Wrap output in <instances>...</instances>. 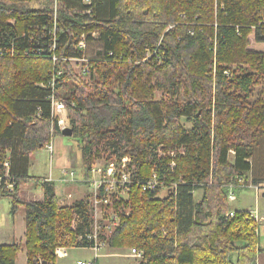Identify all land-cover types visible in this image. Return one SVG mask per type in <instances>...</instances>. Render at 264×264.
I'll return each mask as SVG.
<instances>
[{
  "label": "trees",
  "instance_id": "1",
  "mask_svg": "<svg viewBox=\"0 0 264 264\" xmlns=\"http://www.w3.org/2000/svg\"><path fill=\"white\" fill-rule=\"evenodd\" d=\"M91 2L0 0V177L13 179L0 198L13 214L26 210L28 264H56L59 246L94 244L88 200L62 206L52 183L29 176L31 157L62 136L53 95L66 104L87 178L100 146L113 162L130 159L131 213L105 238L109 247L136 249L146 264H256L258 222L227 214L237 178L264 182V88L253 101L264 87V0ZM83 34L87 47L100 43L96 59L79 48ZM82 58L88 82L68 67ZM157 91L169 100L157 101ZM154 175L173 188L168 199L157 198L161 187L143 190ZM31 181L44 201L21 198ZM19 251L0 245V264H16Z\"/></svg>",
  "mask_w": 264,
  "mask_h": 264
},
{
  "label": "rangeland",
  "instance_id": "2",
  "mask_svg": "<svg viewBox=\"0 0 264 264\" xmlns=\"http://www.w3.org/2000/svg\"><path fill=\"white\" fill-rule=\"evenodd\" d=\"M48 3L46 2H34L32 3L29 7H33V8H43L44 5H46ZM52 8L56 9V4H52L51 6ZM174 26H170L168 30L172 29ZM55 34V33H54ZM87 35L88 34H83L80 39L81 40H87ZM95 39H98V35L99 33L97 31H94L91 34ZM81 42V41H80ZM101 45L99 42H94L91 43L88 47H87V56L91 59H96L97 56H99V52H101ZM151 57H154V53L149 51V53H147V59H150ZM99 58V57H98ZM55 66H58V59L55 61L53 59ZM68 67L69 70L75 74L77 77H79L82 81L84 82H88L89 76H87L86 74H84V71L88 70V67H90L88 65V62L86 60V62H79L76 60H70L68 61ZM60 68V67H59ZM57 69V68H56ZM68 84H70L69 89L67 90V92L64 93V95L66 96L67 93H70V91H73V88L75 87V85L72 84V82H69ZM263 86H260L258 88H256L255 91V95H254V100L256 101L259 97L262 96L263 94ZM75 89V88H74ZM60 97L63 99V94H60ZM156 100L160 101V100H169V98L167 97V95L163 92L157 91L155 94ZM65 118L64 122L65 125L69 128H72V123L70 122V119L68 117V111H66L63 115L59 116L58 118ZM184 126L186 127V129H191V125L188 124V122L184 121L183 122ZM74 128V127H73ZM59 141H64V145H59ZM53 146H54V162L51 164L50 163V154L46 151V148H43L41 150H39L37 153H35L32 156V160H31V166L29 169V176L33 177V178H44V177H48L50 175V172L53 171V176L55 179H58L59 177H62V173L61 170H57L54 169L57 166V162L56 160V156L60 155L61 158L68 162L69 156L71 157H76V159L78 160V166L75 169V181H83L84 180V176H85V185H87L88 187V192L85 195V197H81L83 198V200H88V202L91 199V186H90V180L92 179L93 176H97L98 174H93V169H97V168H101V169H107L112 163H116L118 162L116 160V162H113L110 158H109V153L106 152V150L104 149V147L100 146L96 149L99 150L100 155L99 157L96 159L94 165L92 166L91 169V177L87 178L86 176V167L82 165L81 162V153H80V148H79V141L76 137H70V138H66V137H62V136H56L52 141ZM68 145H70L68 147ZM72 152V153H71ZM71 153V154H70ZM161 155L162 156H166V154L161 151ZM169 155H174L173 153H170ZM50 168H53L50 170ZM67 168V167H65ZM64 168V169H65ZM69 168V167H68ZM115 169H117L118 171L122 172L125 171V169H123L122 165H119V163L116 165ZM77 184V183H76ZM84 186V184H83ZM249 188H244L243 190H237L235 192L236 197L238 195V197H240L241 194L248 192V195L253 197L255 195L254 190L256 189L255 187H257L255 184H250ZM171 188L172 187H168L167 188H162L161 192L158 194L157 198L158 199H168V197L171 196ZM168 190V191H167ZM235 190V189H234ZM256 191V190H255ZM61 192V191H60ZM230 194V193H228ZM42 195V190L40 186H37L35 184V182L31 181L29 183H23L21 186V193L20 196L22 199L25 200H34L39 198V196ZM203 195V191L202 190H198L195 193V199L197 202H200L201 198ZM79 198V199H81ZM238 199V198H237ZM95 199L94 197L92 198V205H93V211H94V218L97 219V225L99 224V236L101 238V244H102V250L101 252H99V257H97V259L99 260V264H146V262L144 261V254L142 257H139L138 254H135L134 252H132V249H128V248H112L109 247L106 244V240L105 238L107 237V239L109 240L115 233L116 229L120 226L121 224V220L122 217L124 216H128L130 215V206L127 207V203L131 202V196L130 194L125 191V192H120L119 194L115 195L112 198L111 204L107 209H100V206L98 207V214H95V203H94ZM229 203V212L228 214L231 213V211L233 213H236L237 211L235 210L236 208H240V206L238 205V201H231L228 200ZM72 206V205H71ZM13 210V203L11 201L10 198H1L0 199V213H7L9 216L11 215L10 212H12ZM101 212L103 214H101ZM24 214H26V210L24 207H20L19 212H18V217H22L24 216ZM227 214V215H228ZM102 215V216H101ZM235 216V214H234ZM232 216V217H234ZM252 216V215H251ZM116 218V220H113V218ZM253 217V216H252ZM76 222L77 220H74V222L72 223V229H74L76 227ZM79 241V240H78ZM66 248L68 249V258L66 261L69 262V264H78V262H82L83 264H94L95 262H97V259L95 260L94 263H92V260H94L96 258V252L95 250H93L92 248H72V247H66V246H59L57 247L56 250V257L58 258V252L60 253V251ZM140 252V251H138ZM22 255V254H21ZM24 255V254H23ZM39 256V255H38ZM20 261L23 262V257L20 256ZM41 264H44L43 262H41Z\"/></svg>",
  "mask_w": 264,
  "mask_h": 264
},
{
  "label": "crops",
  "instance_id": "3",
  "mask_svg": "<svg viewBox=\"0 0 264 264\" xmlns=\"http://www.w3.org/2000/svg\"><path fill=\"white\" fill-rule=\"evenodd\" d=\"M60 145H64V141H59L58 146ZM69 146L70 145H68V147ZM47 152L50 154V159H51L50 163L52 164L54 162L53 157H54L55 151L53 153H50L49 151ZM80 153H81V162H82V165L84 166L81 150H80ZM69 159L70 160L66 162L61 158L60 155L56 156L55 161L57 162V166L54 169L61 170L62 177L55 179L53 176V171H51L48 177L40 178V179H43L44 182H49L53 184L55 194L60 201V205L62 206H71L79 201H82L88 192V187L87 185H85V181H86L85 176H84L83 181H77V180L75 181L74 179L75 169L78 166V160L76 159V157H71V156H69ZM31 160H32V157H31ZM31 160H30V166H31ZM51 169L53 168H50V170ZM249 184H252L251 180L248 181V185ZM262 185L264 186V182ZM41 190H42V195L39 196V198L34 199V200H28V201H37V202L44 201L45 195H44V190L42 187H41ZM237 190H243V189H235L233 193L235 194ZM254 192H255V195L253 197L249 196L248 192L241 194L240 197H238V195L236 197V194H235V197H236L235 201H238V205L240 206V208H236L235 210L242 211V212H248L255 219L259 220V223H258L259 226H258L257 233H258L260 242H259V254H258L256 264H264V194L262 192L260 193L256 192L255 190ZM20 193H21V189H20ZM19 209L17 210L16 214H13L12 212H10L11 213L10 216L7 213H0V245L16 244L20 246V251L17 256L16 264H28L27 249L25 248L26 214H24V216H22L21 218L18 217ZM20 256L23 257V262L20 261ZM97 257H99V255H96V258L92 260V263L95 262ZM67 258L68 257L62 258L59 256L56 260V264H69V262L66 261ZM94 264H99V260L97 259V262H95Z\"/></svg>",
  "mask_w": 264,
  "mask_h": 264
},
{
  "label": "built area",
  "instance_id": "4",
  "mask_svg": "<svg viewBox=\"0 0 264 264\" xmlns=\"http://www.w3.org/2000/svg\"><path fill=\"white\" fill-rule=\"evenodd\" d=\"M85 3L88 6H91V0H84ZM54 46H56V41L54 42ZM86 40H83L79 43V48L81 50H86ZM53 59L56 61L58 58L56 56L53 57ZM70 60H76V61H83L86 62V58H82V59H69ZM59 61V59H58ZM88 62V60H87ZM57 75L60 76L62 75L63 71L62 70H58L56 69ZM84 74H89V71H84ZM50 101L52 103V109H53V118L58 119V124H59V128L61 131L65 130L66 128H69L65 125L64 122V117L63 118H58L59 116L63 115L67 109H66V104L64 101L57 99V96L53 95L50 98ZM46 150L49 151L50 153L54 152V147L52 142L48 145H46ZM130 162V159L126 158L123 159V161L120 163L119 165H122L123 169H125V171H118L117 169H115L116 165L118 164L116 163H112L107 169H101V168H97V169H93V174H98V177L93 176L92 179L90 180V186H91V199L89 201L90 207H91V215H92V219H93V232L88 234L86 236V238L91 242L94 243L92 245V249L95 250L96 255L99 254V252H101L102 250V244H101V238L99 236V224L97 225V219L94 218V211H93V205H92V198L94 197L95 201V214H98V207L100 206V209H107L112 201V198L119 194L120 192H129L130 190V185L132 183V176L133 174L128 170V163ZM5 167L7 168L6 170H8L9 166L8 163L5 164ZM6 180V182L8 183V187L10 189L13 188V185L10 184L11 181L13 180L9 173H7L5 175V177H0V185H2V181ZM236 183L229 185V200L231 201H235L236 197L235 194L233 193L234 189L237 186H245V188H249L250 186H248L246 184V181L243 178H237L236 179ZM143 184V183H142ZM167 188V186L163 183L160 184L157 180V176L154 175L153 178L149 181H147L146 183L143 184V190L145 191H156L159 188ZM256 192H262L264 194V187H255ZM168 191V190H167ZM173 192V188H171V193ZM170 193V194H171ZM101 214H103L101 212ZM235 213H233L231 211L230 214L227 215V217H232L234 216ZM102 216V215H101ZM113 218V217H112ZM113 220H116V218H113ZM258 223L259 220L255 219ZM80 241L82 239H79ZM132 252H134L135 254H138L139 257H142L143 254L141 252H138L136 249H133ZM58 255L62 258L64 257H68V249L63 248L60 253L58 252ZM78 264H83L82 262L78 263Z\"/></svg>",
  "mask_w": 264,
  "mask_h": 264
},
{
  "label": "water",
  "instance_id": "5",
  "mask_svg": "<svg viewBox=\"0 0 264 264\" xmlns=\"http://www.w3.org/2000/svg\"><path fill=\"white\" fill-rule=\"evenodd\" d=\"M74 128H66L65 130L62 131V136L66 137V138H70L73 137L74 135Z\"/></svg>",
  "mask_w": 264,
  "mask_h": 264
},
{
  "label": "bare ground",
  "instance_id": "6",
  "mask_svg": "<svg viewBox=\"0 0 264 264\" xmlns=\"http://www.w3.org/2000/svg\"><path fill=\"white\" fill-rule=\"evenodd\" d=\"M246 184L248 185V182H246ZM250 185V184H249ZM248 185V186H249ZM257 187H264L262 184H258V185H256ZM245 188V186H237L235 189H244Z\"/></svg>",
  "mask_w": 264,
  "mask_h": 264
}]
</instances>
